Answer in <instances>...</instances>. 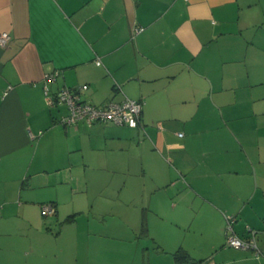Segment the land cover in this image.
Listing matches in <instances>:
<instances>
[{"label":"crops","instance_id":"crops-1","mask_svg":"<svg viewBox=\"0 0 264 264\" xmlns=\"http://www.w3.org/2000/svg\"><path fill=\"white\" fill-rule=\"evenodd\" d=\"M3 31L0 264H97V229L77 206L90 168L121 178L115 236L147 237L144 264L151 249L166 260L155 264H177L178 250L180 264H264V250L221 240L224 216L241 238L237 219L264 201V0H0ZM44 85L97 106L141 100L140 124H63ZM184 221L198 231L186 241Z\"/></svg>","mask_w":264,"mask_h":264},{"label":"rangeland","instance_id":"rangeland-1","mask_svg":"<svg viewBox=\"0 0 264 264\" xmlns=\"http://www.w3.org/2000/svg\"><path fill=\"white\" fill-rule=\"evenodd\" d=\"M62 107V111H68L66 105H63ZM101 151L105 154L106 152L104 151L108 150L102 149ZM77 177H79L80 190L84 193V198L86 200V203L77 204L82 210L85 208V215H83L79 221L82 219V222H84V219H87V223H89V225L91 224L92 228L97 229V231H94V233L91 234L88 240L90 243L93 242L96 247L103 249L104 252L101 256L95 258L98 259L97 264L99 262L102 264H144L145 257L149 259L146 253L147 248L144 245L145 243H149L147 237L140 235V231L132 232L131 229L128 231L124 230L121 236H115V223L117 222L115 216V181H118L117 179L121 180V178H117L115 173H111L108 170H100V168L87 169L84 173L76 176V178ZM85 181L87 182L86 190L84 189ZM255 182L256 181H254L253 177V184H255ZM254 186L255 185H253V187ZM251 203L252 211L250 212L249 217L246 220H240L241 218H238L237 224H234V230L239 236H241V238L246 237V226H249L256 231L264 229V214H262L264 213V201H260L259 196H255L251 200ZM69 210H72L70 204H63L61 206V212L63 214H68V212H70ZM165 218H168V216L166 215ZM168 221V219L165 220V225L170 227L171 224H169ZM183 223L184 225L181 227V231L183 233L182 238H184V241L193 236L192 233L198 235V231L194 228L195 226H189L185 221ZM57 230L58 228H56V231ZM173 235L174 233H170L169 236ZM221 240L223 244H225L224 235ZM257 242L258 250H264V234H257ZM199 247L201 246L195 244L191 246L190 250L193 254H198ZM227 249H232L234 251L243 250L228 246ZM152 250L153 249L149 250L152 254L150 256L151 264L158 263L160 261L159 259H161L163 263L166 261L162 255L158 256L156 253L153 254V252H151ZM204 252L205 253L203 254H207L206 251ZM144 254L146 255L145 257ZM260 254L256 253L259 257L261 256ZM255 261L256 260H254V262ZM257 262L259 261L257 260Z\"/></svg>","mask_w":264,"mask_h":264},{"label":"built area","instance_id":"built-area-1","mask_svg":"<svg viewBox=\"0 0 264 264\" xmlns=\"http://www.w3.org/2000/svg\"><path fill=\"white\" fill-rule=\"evenodd\" d=\"M138 30V29H137ZM135 30V31H137ZM9 39V33L3 31L0 33V45H5ZM101 63L99 58L95 59V64ZM58 70L46 75L47 80H54ZM44 99L48 106L64 104L68 108V115L61 118V122L66 125H77L83 122L91 125L94 122H105L116 125H127L129 127H138L140 124V115L142 110V101L125 97L121 101L110 100L104 105L97 106L79 98L78 93L69 87H60L55 92H50L47 85H44ZM52 203H45L42 206L44 215L53 213ZM225 219V243L235 249H252L260 254L256 244L255 235L257 231L250 230V237L240 238L233 232L234 218L224 216ZM261 234H264L262 229Z\"/></svg>","mask_w":264,"mask_h":264},{"label":"trees","instance_id":"trees-1","mask_svg":"<svg viewBox=\"0 0 264 264\" xmlns=\"http://www.w3.org/2000/svg\"><path fill=\"white\" fill-rule=\"evenodd\" d=\"M72 90H75L77 92V89L76 88H71ZM78 93V92H77ZM72 216V215H71ZM67 218H70L67 217ZM174 258H175V261L177 262V264H180L181 262H184L188 259V256H187V253L183 250H178L174 253ZM202 262V261H199V263Z\"/></svg>","mask_w":264,"mask_h":264}]
</instances>
